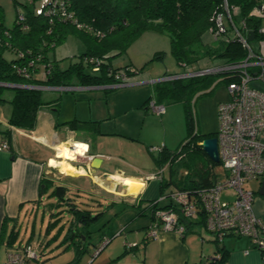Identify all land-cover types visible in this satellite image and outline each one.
Returning <instances> with one entry per match:
<instances>
[{"label":"trees","instance_id":"trees-1","mask_svg":"<svg viewBox=\"0 0 264 264\" xmlns=\"http://www.w3.org/2000/svg\"><path fill=\"white\" fill-rule=\"evenodd\" d=\"M36 1L38 0H30L32 7H27L26 13L22 15L23 21L17 22L18 14L11 28L4 26L0 9V83L43 88L112 86L116 83L114 75L120 71L113 68L110 59L125 53L130 45L146 31L165 33L170 40L172 57L185 69L200 60L236 63L247 56V51L234 37L229 27L225 28L220 37L213 38V43L203 42V35L209 33L214 27V17L222 12L224 0H67V12L72 17L59 21L55 18L51 22L49 18L35 13L33 4ZM260 1L226 0V3L229 7L236 8V12L232 15L233 24L243 35L253 32L254 39L264 40V34L259 31L260 20L250 16L251 10ZM71 34L81 37L88 44V48L78 56L76 61L69 62L65 69H61L56 60L48 58V53ZM5 53L13 54L14 58L7 60L4 57ZM111 54L114 55L110 56ZM159 58L161 54H155V59ZM89 60L94 62L88 63ZM41 66L43 77L39 79L35 77V74ZM94 66L98 67L97 72L92 71ZM125 70H127V77L134 75L133 71H129V67H125ZM204 78L205 76L187 77L169 80L164 84H155L151 86V96L147 102L153 99L161 104L162 99L168 98L172 102L181 103L184 107L188 130H190L192 118L188 100L190 96L193 97L207 87V84H211L210 79ZM233 80L235 79L229 78L222 81L227 85ZM3 88L5 87H0V93ZM12 90L11 99L0 98V105L8 103L11 106L7 122L9 127L32 131L36 126L37 114L41 107L50 106L54 110L58 107L59 99H56L53 104L43 102L41 90L23 88ZM86 124L74 121L63 123L70 130L83 131L89 128ZM95 128H93L94 132L97 130ZM213 137H216V133L194 134L196 143L190 148L189 153L202 150L198 143ZM191 141L183 144L177 154L162 153L157 160L159 166L164 162L177 161V156L180 157L179 162L186 158L188 153H183V150ZM213 165L217 164L206 157V165L200 166L194 172L192 179H187L190 174L186 172L184 179L179 182H174L172 171L169 169L168 182L161 181L159 184L160 193L165 186L170 185L181 191L209 190L217 182L212 170ZM43 186V192L47 191L48 186L46 184ZM50 196L56 198V204L66 202V205L72 206L67 202L66 188L63 186L54 187ZM151 203L152 201L148 206L150 210ZM73 207L67 209L71 220L62 243H66L68 247L74 246L75 256L66 264H81V259L88 252L84 239L91 232L87 229L94 220L99 216L102 217L105 211L93 218L89 211ZM162 208L166 209L168 206ZM192 226L205 230L202 217L197 221L185 223V233L189 232ZM62 230L63 227L60 231ZM4 233L5 231L2 235ZM17 235V232L11 230L7 241H14ZM81 236L84 237L83 240ZM106 240L109 242V239L104 238L97 249ZM213 242L217 244L215 255H219V258L211 257L207 261L209 264H224L228 255L224 248L220 247L221 243L215 242L214 238Z\"/></svg>","mask_w":264,"mask_h":264},{"label":"rangeland","instance_id":"rangeland-1","mask_svg":"<svg viewBox=\"0 0 264 264\" xmlns=\"http://www.w3.org/2000/svg\"><path fill=\"white\" fill-rule=\"evenodd\" d=\"M40 4V0L34 2L33 9H38ZM27 7H32L30 0H0V9L3 14L4 26L6 28H11L16 16L18 14L24 15ZM224 24L227 26V22H224ZM203 42L207 44L213 43V38L208 32L203 35ZM87 45L88 44L83 41L81 37L71 34L68 35L61 44L55 46L54 49L48 53V58L50 60H56L59 63V67L65 69L69 62L76 61L78 56L86 51L88 48ZM157 53L161 54V58L155 59V54ZM112 55L114 54H111L110 56ZM4 57L7 60H11L14 58V55L11 53H5ZM110 62L113 68L118 69L119 71H123L125 70V67H129L131 71L136 73L133 76L128 77V85L138 83V80L154 82L152 85L149 84L139 87L141 98L137 100L138 105H141V101L150 95L149 88H151V86L153 87L155 84H164L165 82H168L161 81L163 78L171 76L178 77L176 79H184L187 77L180 76L185 75L187 72H196L214 66L212 63H207L206 60H200L187 69L179 66L171 55L170 40L168 36L165 33H155L152 31H146L141 34L130 45L125 53L112 57ZM35 77L39 79L43 77L42 66L35 74ZM204 79H210L211 84H207V87L203 90L200 89L201 91L193 97L190 96L188 100V106L192 118L190 130H188L183 105L181 103L172 102L168 98L162 99L161 104L165 107L166 114L160 117L148 110L144 111L146 115L143 114V116L139 115V109L136 111H128L127 109L123 110L121 108L123 105L120 106V104L122 103V100L126 98L125 96L129 91V88L133 87L115 88L106 94L105 91L98 89L75 90L74 88L78 86H70L68 87L70 89L67 90L43 89L41 90V96L43 102H50L51 104L55 103L56 99L61 97L63 110L58 118L59 122L71 120L76 109L78 115H82V113H88V111L86 112L88 107H99L103 108L105 115H107L106 109H108V107H117L114 112H112L113 114L110 119L101 122L100 131L104 133H112V135L115 133H129L131 136L134 135V137H137V139L140 137L142 138L137 143L127 140L122 141L119 139L122 147L114 144L112 140L108 139L107 144H103L101 149V152L104 154L103 164L96 171L135 175L155 173L154 175H158V178H160L163 183H167L169 169H171L174 182H179L184 179V174L186 172L190 174L187 179H192L194 172L198 170L200 166L206 165L207 156L202 150L189 153L190 148L196 143L193 135L196 133L199 135L204 134L206 133L205 131H212V133H214V131H216V113H214L216 104L221 100L220 98L223 95H227L229 99L226 84L222 81L220 76L208 75L205 76ZM219 82L222 83L218 84ZM213 87L215 89H213ZM12 95V89L3 88L0 93V98L11 99ZM106 99L108 100L109 105H106ZM227 101L228 100L225 102ZM75 105H77V107ZM67 108L71 111V116L68 115L66 117L63 113L66 112ZM48 109L51 110L50 108ZM9 111L10 106L8 104L4 103L0 105L1 124L3 121H6ZM43 116L45 115L41 114L39 119ZM98 117V119H103L101 117L105 116ZM124 128H127V130ZM84 135L89 139H93V134ZM108 138L118 137L110 136ZM190 140L192 141L183 150V153H188V156L180 162V157L177 156V161L174 160L171 163L164 162L159 166V163L157 162L159 157L158 152L151 153L150 151L152 148L157 149L165 147V151L169 154H177L181 146ZM145 141H149V144H143ZM78 144L82 143L79 142ZM79 161H81L80 157L77 158L76 162H73L78 164H75L74 166L72 163V168L76 171L73 175L83 172L80 169L83 165ZM212 168L217 181H224L225 172L221 165H213ZM51 170V177L54 180H59V177L65 175L55 168L51 167ZM96 177L97 176L93 177L92 180L106 185V188L112 192V199H129L132 197L125 196L123 194V188L120 185L115 184L111 179L103 181V178ZM113 177L122 178V176L119 175H113ZM160 180H157L158 184L161 183ZM70 181L65 180L67 184H63L66 185L68 191V194H66V198L68 199L67 202L72 204V206H68L66 210L69 207L74 208L73 206H75L78 210L89 211L93 218L96 217L98 213L106 211L104 216H99L98 219L90 224L89 229H87L91 233L89 236L86 235L87 238L84 239L85 247L88 251L84 258L88 259L92 254L93 247L102 241L103 234L108 237L105 239H109L112 242L117 238V236H112V234L115 233L122 224H127L126 220L129 217L131 218V215L134 217V213H137V210L122 205L121 203L113 204L109 201H107L105 206H100L99 203L105 201V195L102 191L96 188L91 179H87L85 183L83 179H74L73 181ZM260 182L261 180L248 182L244 185V188L253 192V202L251 205L252 211L258 219L264 222V195L259 194ZM154 188V183H150L146 193H143L142 197H145V195L153 197L156 194ZM174 190L175 187L173 185L165 186L162 193H160V190L158 191L156 198L159 196L166 197ZM232 196L233 195L230 191L226 193L223 192L221 199L224 201L232 198ZM151 200L152 198L141 201L140 210L143 211V215H136L137 217L132 226H142L148 222L151 212L148 206ZM44 207L47 209V205H44ZM46 209L41 206L35 214L34 220L32 219L28 224H25V226L23 225V228L20 229L18 234L19 240H25L24 233L29 234V232H33V235L31 236L33 246L36 247V249L42 248L44 251V256H41V259H39L42 264H66L73 260L75 256L74 246L71 245L68 247L66 243H62L71 217H69L68 211H66L67 214H65L67 216L64 215V212H57L53 216H50ZM107 221L108 224H106ZM61 227H63L62 232L60 231ZM25 228H27V230ZM200 233L204 237H208V240H213V235L206 232L204 229H201ZM81 238L83 240L84 237L81 236ZM207 243L213 246L217 245L215 243ZM96 247H99V245ZM7 252L8 249L5 248L3 244H0V264L5 262Z\"/></svg>","mask_w":264,"mask_h":264},{"label":"crops","instance_id":"crops-1","mask_svg":"<svg viewBox=\"0 0 264 264\" xmlns=\"http://www.w3.org/2000/svg\"><path fill=\"white\" fill-rule=\"evenodd\" d=\"M261 2H264V0H261ZM259 20V31L264 34V19ZM250 48L253 53L264 58V40L259 38L253 39V41L250 42ZM207 63H212L213 65L220 64L218 61H207ZM248 71L255 75L259 73L260 69L256 66H252L248 69ZM137 82L138 83L123 86L133 88H129V91L125 96L126 98L122 100L120 106L123 105L121 108L123 110L127 109L128 111H136L139 109V115L143 116V114L146 115L144 111H147L146 103H148L147 101L151 96L152 88H149L150 95L141 101V105H138L137 100L141 98L139 87L149 84L152 85L154 82L146 80H138ZM220 83L222 82H219L218 84ZM248 86L264 93V79L254 78L248 83ZM115 88L116 87L112 86H88L75 87L74 89H98L105 91L107 94V92ZM43 89L58 90L56 88L46 87L39 90ZM57 99H59V104L56 110L52 109L50 106L41 107L37 114L36 126L32 131L19 130L9 127L7 122L11 113V106L6 103L10 106V111L8 112L9 115L6 121H3L2 124L0 122V144L4 141L8 144L6 149L0 150V244H3L8 251L13 248H20L28 243L33 245L31 242L33 232H29V234L24 233V241L19 240V235H17L14 241L9 242L7 241V236L11 230L12 232H17V234H19L23 225L25 226V224H28L32 219L34 220L35 214L41 206L46 209L44 205H47L46 210L49 212L50 216H53L57 212H64V215L67 214L66 208L69 205H66V202L56 204V198L50 196L53 188L56 186H63L66 188V194H68L66 185H63L67 184L65 180L73 181L74 179H83L85 183L87 179H91L96 188L102 191L105 195V201L99 203L100 206H105L107 201L113 204L121 203L122 205L137 210V213H134V217L131 215V218L129 217L126 220L127 224H122L120 228L112 234V236H117L116 239L112 242L109 240V242L100 249L98 254L94 256V253L97 250L96 246L100 244L99 242L93 247L92 254L88 259L84 257V259H81V264H200L207 262V260L215 256L217 250L216 245L213 246L207 243H214L213 240H208L209 238L204 237L200 233V230L194 226H192L190 231L185 233L182 238L173 232L160 231L154 239H146L145 237L146 229L151 223V215H149L148 222L145 225L132 226L137 217L136 215H143V211L140 210L141 201L149 198H152L151 201H153L157 197L159 191L158 181L156 179H148L149 176H152L155 173L135 175L92 171L88 167L89 161L87 158L100 157L103 159L104 154L101 152V149L103 144H107L108 139L112 140L114 144L122 147L119 139L122 141L127 140L137 143L142 138L140 137L137 139V137H134V135L131 136L129 133H115L112 135V133H104L100 131L101 122L110 119L113 114L112 112H114L117 107H108V109H106L107 115H105L104 109L99 107H88V110H86L88 113H82V115H78L76 109L75 113L71 117V120L59 122L58 118L62 114L61 111L63 110V106L61 97ZM220 99L221 100L218 101L216 108L214 109V113H216V131L218 125L217 106L228 100V96L223 95ZM106 105H109L107 99ZM75 106L77 107V105ZM41 114L45 116L39 119ZM63 115L66 117L68 115L71 116V111L67 108ZM98 116L105 117H101L103 119H98ZM73 121L87 123V128H89L84 131L70 130L66 125H63V123ZM95 125L97 130L94 132L93 128H95ZM124 129L127 130V128ZM216 131H214V133H216ZM205 132L206 133L204 134L212 133V131ZM84 134H93V139H89ZM110 136H116L118 138H108ZM79 142L86 145L88 151L87 157H81V164L83 166L80 169L83 172L77 175H62L59 177V180H54L51 177L52 170L48 164V160L54 157L55 148L60 144L70 145L77 144ZM143 144H149V141H145ZM157 149L152 148L150 151L151 153L158 152L159 160L160 155L167 151H165V147H162L160 151H157ZM113 175H119L122 176V178H115ZM95 176L101 179L103 178V181L111 179L115 184L120 186L121 183L127 184L129 186V191L126 192L124 190L123 194L125 196L132 197L129 199H112V192L106 188V185L92 180ZM150 183H154V191L156 190V194L153 196L154 198L146 195L145 197H142V194L146 193ZM43 184L48 186V189L45 192H43ZM65 197H67V195ZM105 213L106 211L104 214ZM69 217H71L70 214ZM25 229L27 230V228ZM3 231H5L4 235H2ZM104 238L108 237L103 234V238L101 240ZM129 245L132 248H130ZM220 247L224 248L228 255L224 264H261L259 252L246 238L226 236L221 242ZM36 251L39 256L38 260L32 261L31 264H42L39 259H41V256H44V251L42 248H37ZM245 252H247V254H245Z\"/></svg>","mask_w":264,"mask_h":264},{"label":"built area","instance_id":"built-area-1","mask_svg":"<svg viewBox=\"0 0 264 264\" xmlns=\"http://www.w3.org/2000/svg\"><path fill=\"white\" fill-rule=\"evenodd\" d=\"M40 2V7L35 10V13L49 18L50 22L55 18L59 21L72 17L67 12V0H40ZM56 12L60 14L56 15ZM233 12H236V8L229 7L224 0L223 10L214 17V27L209 33L213 38H218L225 28L229 27L234 37L247 51V56L240 62L220 63L212 68L187 72L180 76L218 75L222 80L235 79L226 85L228 101L217 106L218 125L215 138L219 164L225 172V179L222 182L217 181L209 190L189 192L175 189L168 196H159L153 200L150 212L151 223L146 230V238L154 239L160 231L173 232L182 237L186 231L185 223L197 221L202 217L205 231L213 235L215 242L221 243L226 236L246 238L259 252L261 264H264V222L258 219L252 211L253 192L244 188L248 182L264 180V93L248 86L254 78L264 79V58L251 51L247 35H243L234 26ZM250 16L264 19V2L260 1L251 10ZM22 21L23 16L18 15L17 22ZM224 22H227V26ZM93 62V60L88 61V63ZM252 66L258 67L259 73L255 75L250 73L248 69ZM92 71L97 72L98 67L94 66ZM126 72L127 70H123L114 75L116 83L112 87L119 88L128 85ZM24 76L28 78L27 75ZM176 78L178 77L169 76L161 81ZM24 87L36 90L43 88ZM147 110L157 116L165 113V107L153 99L147 103ZM7 147L6 141L0 144V150ZM160 150L161 148L157 149V151ZM83 156H87V150L84 151ZM87 159L90 162L91 158ZM148 179L160 180L158 175L149 176ZM228 191L233 195L232 198L222 201V193ZM160 205L168 206V208L163 209ZM107 243V240L104 241L95 251L94 256ZM38 257L35 247L28 243L20 248L9 250L3 264H31L32 261H37ZM218 258L219 255L213 256V259ZM201 264H209V262Z\"/></svg>","mask_w":264,"mask_h":264},{"label":"bare ground","instance_id":"bare-ground-1","mask_svg":"<svg viewBox=\"0 0 264 264\" xmlns=\"http://www.w3.org/2000/svg\"><path fill=\"white\" fill-rule=\"evenodd\" d=\"M85 150H87V146L84 144H60L55 148V155L48 160V164L62 174L73 175L76 171L72 168V163L76 162L77 158L82 157ZM121 187L126 192L129 191L127 184L121 183Z\"/></svg>","mask_w":264,"mask_h":264},{"label":"water","instance_id":"water-1","mask_svg":"<svg viewBox=\"0 0 264 264\" xmlns=\"http://www.w3.org/2000/svg\"><path fill=\"white\" fill-rule=\"evenodd\" d=\"M254 36L253 32L247 33V40L249 42L253 41ZM0 87L10 88V89H17V88H23L26 89L24 86L19 85H12V84H3L0 83ZM41 88H38L39 90ZM198 145L201 147L202 151L205 153V155L215 164H219V156H218V148H217V140L215 137L213 138H207L202 140ZM103 163V159L100 157H94L91 158L89 162V169L92 171H96L101 167V164ZM259 194L264 195V180L261 181Z\"/></svg>","mask_w":264,"mask_h":264},{"label":"flooded vegetation","instance_id":"flooded-vegetation-1","mask_svg":"<svg viewBox=\"0 0 264 264\" xmlns=\"http://www.w3.org/2000/svg\"><path fill=\"white\" fill-rule=\"evenodd\" d=\"M80 163H81V161H79ZM74 164V166H75V164H78V163H73Z\"/></svg>","mask_w":264,"mask_h":264},{"label":"clouds","instance_id":"clouds-1","mask_svg":"<svg viewBox=\"0 0 264 264\" xmlns=\"http://www.w3.org/2000/svg\"><path fill=\"white\" fill-rule=\"evenodd\" d=\"M57 89V88H56ZM87 154H88V151H87ZM87 157V156H86ZM81 158V157H80Z\"/></svg>","mask_w":264,"mask_h":264}]
</instances>
